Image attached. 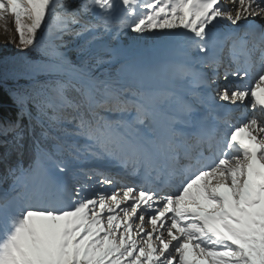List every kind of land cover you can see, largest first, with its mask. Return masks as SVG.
Wrapping results in <instances>:
<instances>
[{
  "label": "snow or ice",
  "instance_id": "6c2138e0",
  "mask_svg": "<svg viewBox=\"0 0 264 264\" xmlns=\"http://www.w3.org/2000/svg\"><path fill=\"white\" fill-rule=\"evenodd\" d=\"M230 2L0 0V264H264V0Z\"/></svg>",
  "mask_w": 264,
  "mask_h": 264
},
{
  "label": "rangeland",
  "instance_id": "374dc122",
  "mask_svg": "<svg viewBox=\"0 0 264 264\" xmlns=\"http://www.w3.org/2000/svg\"><path fill=\"white\" fill-rule=\"evenodd\" d=\"M223 2L228 7H234L230 0H223ZM5 23L7 27H5ZM257 25L259 24V20L256 21ZM154 31H162V30H154ZM243 31V27L239 30ZM140 34L131 33L130 31L125 35L121 36V44L124 46L132 44L133 38ZM10 40L15 41L14 43H9ZM18 37L14 29V24L12 21V17L9 15L7 21L0 20V83H5L7 86L9 85H19L20 83H28L29 80L26 78V75L23 71L22 65L26 59V54H22L18 52ZM146 54L151 56L153 59L163 63L169 56V51L167 47L160 42L153 44L151 41L148 42L146 46ZM227 56V52L225 53ZM230 64V60L226 58L225 66ZM116 66V65H115ZM223 68H221V72H223ZM204 71H210L208 69H204ZM16 75H8L7 79H5L6 73H13ZM220 85L223 86L225 83H235L232 78H229V81H224L221 79L219 81ZM26 85V84H25ZM156 86L158 87H169V81L166 79H160L156 81ZM223 103V102H222ZM101 167H109V165L104 164L100 165ZM111 171L113 174L118 175L123 178L124 182L132 183L135 180V177L130 173H126L120 166L114 165L111 166ZM2 188V185H0Z\"/></svg>",
  "mask_w": 264,
  "mask_h": 264
},
{
  "label": "trees",
  "instance_id": "16d2710c",
  "mask_svg": "<svg viewBox=\"0 0 264 264\" xmlns=\"http://www.w3.org/2000/svg\"><path fill=\"white\" fill-rule=\"evenodd\" d=\"M115 67H119V65H116ZM26 84V85H25ZM20 83L17 85H9L7 86L5 83H0V96H2L3 100L2 103H0V118H7L14 114V106L11 104L10 100L8 99L7 95V89L10 88H23L28 85V83ZM5 149L2 144H0V157L3 156ZM9 161L15 165L16 163H19L23 167L27 168L29 164L32 161V152L31 149L27 150L23 156H19L17 154H12L9 157ZM6 173V165L5 163L0 160V178H3ZM12 180L11 178L8 179L7 183L0 184L4 188H8L9 185H11Z\"/></svg>",
  "mask_w": 264,
  "mask_h": 264
},
{
  "label": "bare ground",
  "instance_id": "6f19581e",
  "mask_svg": "<svg viewBox=\"0 0 264 264\" xmlns=\"http://www.w3.org/2000/svg\"><path fill=\"white\" fill-rule=\"evenodd\" d=\"M243 31H244V28H243ZM240 55H241V57H243V53L242 52L240 53Z\"/></svg>",
  "mask_w": 264,
  "mask_h": 264
}]
</instances>
